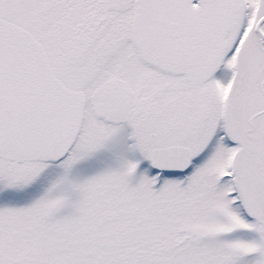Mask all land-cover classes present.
<instances>
[{"label":"snow or ice","instance_id":"obj_1","mask_svg":"<svg viewBox=\"0 0 264 264\" xmlns=\"http://www.w3.org/2000/svg\"><path fill=\"white\" fill-rule=\"evenodd\" d=\"M0 264H264V0H0Z\"/></svg>","mask_w":264,"mask_h":264}]
</instances>
